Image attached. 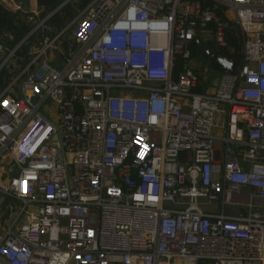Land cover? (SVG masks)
I'll list each match as a JSON object with an SVG mask.
<instances>
[{"label":"built area","instance_id":"obj_1","mask_svg":"<svg viewBox=\"0 0 264 264\" xmlns=\"http://www.w3.org/2000/svg\"><path fill=\"white\" fill-rule=\"evenodd\" d=\"M213 1L39 8L23 67L0 34V191L22 203L0 264H264V0ZM197 38L237 73L211 85Z\"/></svg>","mask_w":264,"mask_h":264},{"label":"trees","instance_id":"obj_2","mask_svg":"<svg viewBox=\"0 0 264 264\" xmlns=\"http://www.w3.org/2000/svg\"><path fill=\"white\" fill-rule=\"evenodd\" d=\"M24 1V0H16ZM65 0H38L40 8L43 9L44 13L53 11L57 9ZM204 6H212L214 4L213 0H200ZM92 2V0H70L66 3L56 14L50 18V23L55 25H63L71 20H73L79 13L86 9V7ZM221 16H224L223 11H218ZM230 30H234V23L230 21ZM34 25L32 22H29L28 17L22 11H12L6 8L3 3L0 1V34L3 36V39L9 49L16 47L22 42V45L17 49L16 56L18 57L17 65L26 66L30 60V46L36 39H40L41 36H31L26 41L25 39L33 29ZM230 42L234 45L236 51L241 50L240 42L238 36H230ZM223 55H229L227 50L222 51ZM193 60L198 58L202 60L200 66H206L211 71V75L215 74L217 77L218 74L225 72V69L221 64L215 62L210 64L209 60L202 55L197 54L196 47H193L192 50ZM185 64V59L178 55L175 61L176 72L179 71L182 66ZM195 70L199 72L198 67L196 66ZM213 77V80H210L209 83L212 85L216 77ZM11 78V73L8 69H4L0 73V92L4 90L9 83Z\"/></svg>","mask_w":264,"mask_h":264},{"label":"crops","instance_id":"obj_3","mask_svg":"<svg viewBox=\"0 0 264 264\" xmlns=\"http://www.w3.org/2000/svg\"><path fill=\"white\" fill-rule=\"evenodd\" d=\"M0 1H1V2L3 3V5H4L6 8H8L9 10H12V8H13L17 3H20V4L23 6V10H22V12L26 15V17H28L29 22H32L33 25H34V21L31 20L30 17H31V14H32V13H34L35 11H37V10L40 8L39 3H38V0H24V1H16V0H0ZM10 5H11V6H10ZM41 9H42V8H41ZM28 14H30V15H28ZM35 40H37V39L35 38ZM35 42H36V41H34V42L31 44V46H30V52H29V55H30V53L34 50V48H36V47L34 46ZM195 60H196V59H194V61H195ZM195 62H197V65H196ZM195 62H194V66H200L202 60L197 59V61H195ZM206 66H208V65H206ZM9 71H10V73H11L13 70H11V68H10ZM11 76H12V73H11ZM2 91H3V90H2ZM2 91H1V92H2ZM1 92H0V93H1ZM221 120H222V119H221V116H219L218 121H217V119H216V124H217V125H215V127L213 128V134H214L215 136H217V137H221V136H223V134H224L223 130H222V129L219 127V125H218L219 122H220ZM8 175H9V174L4 173V168H3V166H1V163H0V182H6V181L8 180ZM10 201H12L11 198L8 197L7 195H5L2 191H0V220H3V223H5V224L7 223L6 226H5V228H3V230L0 229V232H4L7 228L10 227V226L8 225V221H9L11 215L13 214L12 212H13V211H14V212L16 211L15 206L13 207L14 210H13V208L10 206V204H11ZM19 211L21 212V210H19ZM9 212H10V215H9ZM20 212H18L16 218L19 216ZM15 213H17V212H15ZM15 221H16V219H15ZM15 221H14V223H15ZM14 223H13V224H14ZM13 224H12V225H13ZM12 225H11V226H12Z\"/></svg>","mask_w":264,"mask_h":264},{"label":"water","instance_id":"obj_4","mask_svg":"<svg viewBox=\"0 0 264 264\" xmlns=\"http://www.w3.org/2000/svg\"><path fill=\"white\" fill-rule=\"evenodd\" d=\"M70 0H65L60 6L59 9L62 8L66 3ZM196 52L199 55L207 58L210 64H214L215 62L221 64V66L230 74H236L241 65V54L236 56V59L231 60L224 56H221L219 50L215 48L211 43H204L201 38H197L196 40ZM217 84V80L215 81V85Z\"/></svg>","mask_w":264,"mask_h":264},{"label":"rangeland","instance_id":"obj_5","mask_svg":"<svg viewBox=\"0 0 264 264\" xmlns=\"http://www.w3.org/2000/svg\"><path fill=\"white\" fill-rule=\"evenodd\" d=\"M44 13V11L42 10V12L40 13V15L42 16V15H44L43 14ZM35 15H33V14H31V17H33V18H35L34 17ZM34 20V19H33ZM242 43V42H241ZM197 59L198 58H196V60L195 61H197ZM195 61H193V65H194V62ZM196 63V65H197V62H195ZM198 67V69H199V72L200 73H205V70H206V66H197ZM208 76H209V78H208V80L210 81V80H213L212 78L215 76V74L213 75H211V71H209V73L207 74ZM220 74H218L217 75V77L219 76ZM216 77V76H215ZM216 77V78H217ZM203 88L204 89H207L209 86H208V84L204 81L203 82ZM48 108H50V106H47ZM219 116H221V115H218L217 116V121H218V118H219ZM221 119L223 120L224 119V115H222L221 116ZM1 166H3V168H4V173H9V169H12L11 167L13 166L12 165V163H11V158L9 157V156H7V157H5L4 159H2L1 160ZM10 206L13 208L14 206H15V208H16V211L15 212H17V213H15L14 211L12 212L13 214L11 215V217H10V219H9V221H8V225L9 226H11L13 223H14V221H15V219H16V216H17V214H18V212H20L19 210H21V207H22V203L20 202V201H17V200H12V201H10ZM216 205L217 204H213L212 206H209L210 208L211 207H216ZM13 210H14V208H13ZM9 215H10V212H9ZM23 223H25V220L24 219H20V221H19V223H18V226H17V228L16 229H18ZM7 224V223H6ZM6 224L5 223H3V220H0V229L1 230H3V228H5V226H6Z\"/></svg>","mask_w":264,"mask_h":264},{"label":"bare ground","instance_id":"obj_6","mask_svg":"<svg viewBox=\"0 0 264 264\" xmlns=\"http://www.w3.org/2000/svg\"><path fill=\"white\" fill-rule=\"evenodd\" d=\"M11 6V5H10ZM11 163H12V161H11Z\"/></svg>","mask_w":264,"mask_h":264}]
</instances>
